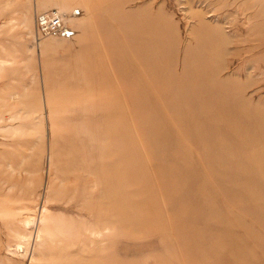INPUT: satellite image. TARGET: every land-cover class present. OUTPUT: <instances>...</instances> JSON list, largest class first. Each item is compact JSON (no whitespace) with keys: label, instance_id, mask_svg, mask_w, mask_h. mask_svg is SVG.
<instances>
[{"label":"rangeland","instance_id":"374dc122","mask_svg":"<svg viewBox=\"0 0 264 264\" xmlns=\"http://www.w3.org/2000/svg\"><path fill=\"white\" fill-rule=\"evenodd\" d=\"M0 264H264V0H0Z\"/></svg>","mask_w":264,"mask_h":264},{"label":"built area","instance_id":"2783aa9c","mask_svg":"<svg viewBox=\"0 0 264 264\" xmlns=\"http://www.w3.org/2000/svg\"><path fill=\"white\" fill-rule=\"evenodd\" d=\"M46 15V14H45ZM63 23L61 22V19L53 16L52 18L48 19L46 21L44 15H39L36 17V28H40L43 30V33H55V30H61Z\"/></svg>","mask_w":264,"mask_h":264},{"label":"bare ground","instance_id":"6f19581e","mask_svg":"<svg viewBox=\"0 0 264 264\" xmlns=\"http://www.w3.org/2000/svg\"><path fill=\"white\" fill-rule=\"evenodd\" d=\"M46 14V15H45ZM39 15H44L45 16V19H46V21H48V19H50V18H52L53 16H56V17H58V18H60L61 19V22L63 23L62 25V28H61V30H55V33H58V32H62L63 31V29H64V21H63V17L60 15V13L58 12V11H51V12H40V13H38L37 14V17L39 16ZM37 29H38V31L41 33V34H43V35H48V34H51V33H43V30H41L40 28H38L37 27ZM139 32H140V30H139ZM54 33V32H53ZM150 47H152L153 49H154V46H153V44H150ZM120 193V192H119ZM118 197V196H117ZM121 200V199H120ZM132 203V202H131Z\"/></svg>","mask_w":264,"mask_h":264}]
</instances>
